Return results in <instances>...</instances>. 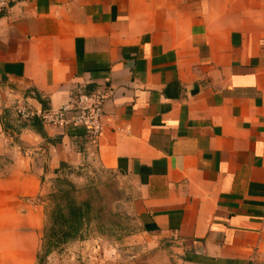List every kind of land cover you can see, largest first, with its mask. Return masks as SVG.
I'll use <instances>...</instances> for the list:
<instances>
[{
  "label": "crops",
  "instance_id": "0c3cea01",
  "mask_svg": "<svg viewBox=\"0 0 264 264\" xmlns=\"http://www.w3.org/2000/svg\"><path fill=\"white\" fill-rule=\"evenodd\" d=\"M0 86L39 110L108 93L95 142L0 134V264H37L36 197L83 154L127 179L139 228L98 264H264V0H13Z\"/></svg>",
  "mask_w": 264,
  "mask_h": 264
},
{
  "label": "rangeland",
  "instance_id": "374dc122",
  "mask_svg": "<svg viewBox=\"0 0 264 264\" xmlns=\"http://www.w3.org/2000/svg\"><path fill=\"white\" fill-rule=\"evenodd\" d=\"M19 105L35 112L40 111L28 103L22 102L14 92L0 86V124H9L6 129L2 126L3 132L0 134L12 139V148L17 145L19 146L17 150L23 151L22 147L24 146L26 151L34 148L35 145H23V140L19 139L25 129H31L24 125L28 124L29 120H25L19 115L16 108ZM46 141L48 139H45L44 143ZM44 143H38L36 147H42ZM0 157L3 158V155ZM56 178H67L79 188L73 193L76 202L87 198H90L93 203L101 202L103 206L107 207V211L114 214L112 219L119 224L118 227L112 228L105 225L107 229L104 231L106 233L104 235H99L90 225L84 226L81 231L75 232L68 238L58 237L59 235L54 233L52 241L47 240L42 232L41 257L37 264H98L113 258L121 259L123 254L130 253L128 249L130 246H135V243L127 241V237L137 233L139 228L135 219L128 215L124 209L125 202L131 194L127 179L114 171L99 166L95 162L93 154L89 157L87 154H83L80 164L72 167L66 165L49 178L52 182L51 189L39 193L36 197L43 203V210L47 202V195L54 190L57 184ZM88 187L91 188L90 191L86 190Z\"/></svg>",
  "mask_w": 264,
  "mask_h": 264
},
{
  "label": "trees",
  "instance_id": "16d2710c",
  "mask_svg": "<svg viewBox=\"0 0 264 264\" xmlns=\"http://www.w3.org/2000/svg\"><path fill=\"white\" fill-rule=\"evenodd\" d=\"M2 125L5 127L4 129L9 126V124ZM24 125L29 126L42 137L48 139L49 142H54V140L48 138L43 130L41 120L37 116L31 118L28 124ZM66 165V163L61 162L59 168ZM56 182L54 190L46 197L47 202L43 210V235L47 240L52 241L54 233L57 236L59 235L58 237H71L86 225H90L99 235L106 234L104 232L107 229L105 225H109L111 228L118 227L119 223L112 219L114 214L107 211V207L103 206L101 202L93 203L90 198L76 202L73 193L79 188L67 178H56ZM90 189L88 187L86 190L90 191ZM40 257L41 249L37 254V261Z\"/></svg>",
  "mask_w": 264,
  "mask_h": 264
},
{
  "label": "built area",
  "instance_id": "2783aa9c",
  "mask_svg": "<svg viewBox=\"0 0 264 264\" xmlns=\"http://www.w3.org/2000/svg\"><path fill=\"white\" fill-rule=\"evenodd\" d=\"M13 0H0V16ZM106 91L92 94H80L55 108L35 112L22 105L17 106L21 118L30 120L37 116L42 124L48 127L64 129L68 126H79L91 142L103 131V102L107 97ZM133 257V256H131Z\"/></svg>",
  "mask_w": 264,
  "mask_h": 264
}]
</instances>
